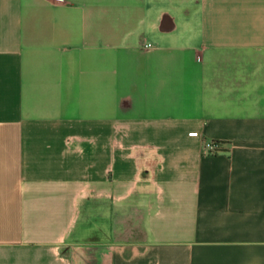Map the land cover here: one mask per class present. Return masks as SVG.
Instances as JSON below:
<instances>
[{
    "label": "crops",
    "instance_id": "crops-1",
    "mask_svg": "<svg viewBox=\"0 0 264 264\" xmlns=\"http://www.w3.org/2000/svg\"><path fill=\"white\" fill-rule=\"evenodd\" d=\"M0 264H264V0H0Z\"/></svg>",
    "mask_w": 264,
    "mask_h": 264
},
{
    "label": "rangeland",
    "instance_id": "rangeland-1",
    "mask_svg": "<svg viewBox=\"0 0 264 264\" xmlns=\"http://www.w3.org/2000/svg\"><path fill=\"white\" fill-rule=\"evenodd\" d=\"M107 204L108 203L102 204V208H100L99 210H92V209L87 210L86 207H83L81 211L80 219L77 223V226L73 234L71 235L72 241L76 243L86 244L88 242H97L100 239L108 238L107 236L108 234H105L102 230L99 231V228H98L101 225L110 226L116 223L109 217L111 210H110V207L109 209L106 208V206H108ZM129 224L127 221L125 224V229L123 231H120V233H117V236L121 238H126V239L133 237L135 235L141 236V226H142L141 217L137 216L136 226H132L130 228Z\"/></svg>",
    "mask_w": 264,
    "mask_h": 264
},
{
    "label": "built area",
    "instance_id": "built-area-1",
    "mask_svg": "<svg viewBox=\"0 0 264 264\" xmlns=\"http://www.w3.org/2000/svg\"><path fill=\"white\" fill-rule=\"evenodd\" d=\"M222 144L223 143L218 140H206L203 144V152L206 155H215L221 153Z\"/></svg>",
    "mask_w": 264,
    "mask_h": 264
}]
</instances>
